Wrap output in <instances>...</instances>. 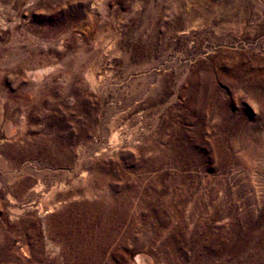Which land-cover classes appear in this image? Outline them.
<instances>
[{
    "label": "rangeland",
    "instance_id": "374dc122",
    "mask_svg": "<svg viewBox=\"0 0 264 264\" xmlns=\"http://www.w3.org/2000/svg\"><path fill=\"white\" fill-rule=\"evenodd\" d=\"M0 264H264V0H0Z\"/></svg>",
    "mask_w": 264,
    "mask_h": 264
},
{
    "label": "bare ground",
    "instance_id": "6f19581e",
    "mask_svg": "<svg viewBox=\"0 0 264 264\" xmlns=\"http://www.w3.org/2000/svg\"><path fill=\"white\" fill-rule=\"evenodd\" d=\"M92 78V77H91ZM89 81V80H88Z\"/></svg>",
    "mask_w": 264,
    "mask_h": 264
}]
</instances>
